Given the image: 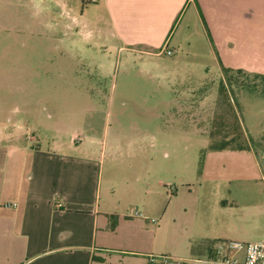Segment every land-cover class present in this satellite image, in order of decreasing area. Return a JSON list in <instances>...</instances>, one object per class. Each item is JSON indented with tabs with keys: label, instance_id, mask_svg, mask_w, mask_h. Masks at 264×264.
<instances>
[{
	"label": "rangeland",
	"instance_id": "1",
	"mask_svg": "<svg viewBox=\"0 0 264 264\" xmlns=\"http://www.w3.org/2000/svg\"><path fill=\"white\" fill-rule=\"evenodd\" d=\"M83 1L0 0V167L23 164L17 147L93 139L107 159L102 198L112 183L114 198L125 197L121 211L134 215L140 202L157 195L145 194L148 183L162 179L167 186L160 197L170 211L151 223L162 225L156 246L146 250L156 264L166 258L194 264L227 236L263 239L264 221L250 236H238L228 220L222 226L220 216L233 218L240 209L234 201L244 194L202 173L210 145L220 141L211 129L223 123L231 131L236 114L245 128L242 141L250 140L264 162V79L223 78L213 40L197 18L182 43L171 44L174 56L144 47L159 52L152 55L108 34L103 0L87 7ZM191 104L193 113L186 114ZM260 184L253 195L264 199V179ZM122 224L111 254L128 262Z\"/></svg>",
	"mask_w": 264,
	"mask_h": 264
},
{
	"label": "crops",
	"instance_id": "2",
	"mask_svg": "<svg viewBox=\"0 0 264 264\" xmlns=\"http://www.w3.org/2000/svg\"><path fill=\"white\" fill-rule=\"evenodd\" d=\"M90 1L82 3L87 7L93 4ZM103 1L111 16L108 34L131 46L133 52L139 51L136 46H142L143 52L147 50L144 47L160 48V54L167 55L162 50L166 46L173 52L167 56H174L171 44L182 43L197 18L213 40L223 78V67L264 78V0ZM192 107L185 108L186 114ZM240 122L243 124L242 119ZM81 143L79 138L73 143L59 142L53 148L37 144L22 150L17 147L23 164L0 167V257L6 255L0 264H156L146 250L156 246L161 230L162 224L154 228L152 220L170 211L166 198L160 197L164 195L160 188L167 185L162 179L148 183L145 194L157 195L138 204L143 217L125 213L120 209L125 197L119 201L114 198L112 183L102 198L107 160L104 149L98 155L96 141ZM205 175L243 190L244 197L234 201L240 209L233 218L220 216L222 226L228 220V225L240 231L238 236H250L259 230L264 221V199L253 194L264 179V162L255 149L211 150L202 177ZM121 219L127 243L121 253L132 257L128 262L112 256L117 251L110 245ZM214 247L204 249V258L213 257ZM231 256L241 262L245 258L244 252Z\"/></svg>",
	"mask_w": 264,
	"mask_h": 264
},
{
	"label": "built area",
	"instance_id": "3",
	"mask_svg": "<svg viewBox=\"0 0 264 264\" xmlns=\"http://www.w3.org/2000/svg\"><path fill=\"white\" fill-rule=\"evenodd\" d=\"M96 2V0H91ZM163 53L172 55L173 52L167 47L163 49ZM79 139V138H78ZM136 217H143L142 214H135ZM156 223V220H152ZM244 252V261L231 256L232 253ZM155 256H152V263L155 262ZM166 264H174L170 258H166ZM194 264H264V239L254 242H240V241H223L215 245L213 257L200 258L193 261Z\"/></svg>",
	"mask_w": 264,
	"mask_h": 264
},
{
	"label": "trees",
	"instance_id": "4",
	"mask_svg": "<svg viewBox=\"0 0 264 264\" xmlns=\"http://www.w3.org/2000/svg\"><path fill=\"white\" fill-rule=\"evenodd\" d=\"M89 3H94V2L90 1ZM204 24L206 25L205 22H204ZM206 29L208 31L207 26H206ZM223 72H224L225 76H227V78L231 81L235 77L234 74H236V76L237 75L238 76L246 75L242 71L232 72L231 70L226 69L224 67H223ZM261 79H264V78H261ZM240 121H241L240 116L238 114H236V116H234V122H232L233 125L231 126V129H230L231 131H229V128L225 129V126L227 124H224V127H222L223 123L219 125L220 126L219 128L211 129V132H210L211 137H213L215 135L220 141L218 143L213 142L210 145V149L211 150L231 149V150H240V151L250 150L251 148L254 149L250 140L248 141L249 143H246V144L244 143V141H242V139L245 135V128H244V124H241ZM232 123L230 122V124H232ZM216 129H218V131H219V132H217V134L215 133ZM234 143H237V144L234 145ZM115 227H116V223L113 222L112 229L114 230Z\"/></svg>",
	"mask_w": 264,
	"mask_h": 264
}]
</instances>
